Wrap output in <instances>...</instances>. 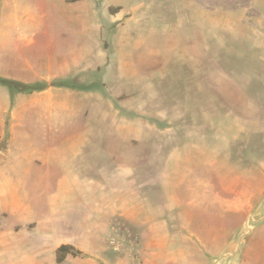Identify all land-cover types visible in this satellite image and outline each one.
<instances>
[{
	"label": "rangeland",
	"instance_id": "obj_1",
	"mask_svg": "<svg viewBox=\"0 0 264 264\" xmlns=\"http://www.w3.org/2000/svg\"><path fill=\"white\" fill-rule=\"evenodd\" d=\"M87 4L61 11L85 55L54 54L70 69L53 82L65 85L52 123L38 113L13 122L32 91L0 84V264H58L62 236L79 252L62 264H156L134 226L156 190L194 216L189 239L173 233L176 255L190 248V264H264V0ZM164 123L166 135L156 130ZM29 155L55 175H23ZM37 214L45 225L34 234Z\"/></svg>",
	"mask_w": 264,
	"mask_h": 264
},
{
	"label": "crops",
	"instance_id": "obj_2",
	"mask_svg": "<svg viewBox=\"0 0 264 264\" xmlns=\"http://www.w3.org/2000/svg\"><path fill=\"white\" fill-rule=\"evenodd\" d=\"M29 1L33 7L30 4H27L25 0H0V55H2V58L0 57V61L2 59L0 69L3 67V70L0 73V78H5L8 79V81H14L23 85L38 86V89L32 91L28 98H25V96L22 95L18 104L16 105L18 106L17 109H21L20 106L25 101L29 100V104L31 103V110H12L11 116L13 118V122H19L21 116L24 113H27V115L31 117L38 113L43 114L48 123H52V120L56 116L58 109V107L55 105V100L58 98V94L55 92L64 91L62 88L56 87L53 82L62 76L63 71L70 69V63L67 60H65L63 63L55 61L53 59L55 57L54 54L60 50L70 52L72 48V52H77V56L79 53L81 54L79 55L80 58H84L85 55V51H83L84 53L82 54L80 46L77 48L72 43L71 38H74L76 34H79V32H76L75 29L73 30L71 26H67V28H61V21L64 17H66L61 11L74 7L76 8V11H73V14L82 11L85 13L86 9H90V5L87 4L88 0ZM35 2L37 4H35ZM65 30L68 32L67 35L64 34V32H66ZM21 58L24 60V63L19 65ZM36 83H38V85ZM66 90L73 89H65V91ZM72 92L74 93L75 90ZM65 108L66 110L70 109L69 106L66 105ZM170 115L171 114H164L165 117ZM170 128L171 126H167L165 123L163 125L158 124L156 126V130L159 133H163L164 135L169 133ZM29 157L31 156L29 155ZM27 160L28 159L25 161ZM28 161L29 162H27V166L22 170L23 175L38 176L40 174L37 173L46 172L47 175H50L51 173V176L46 177L47 180L55 175V173H52L54 172V169L50 161L45 162L47 168L43 167V163L40 159L31 157ZM3 165V167L6 168V163ZM13 167L15 169V166ZM44 170L46 171L44 172ZM4 173L5 171H3V174ZM158 178L160 180L166 181L167 175L165 173L162 174L158 172ZM168 193L169 196H176V193L172 190H170ZM163 196H165V194L160 190L148 192L147 197H149V201H151L150 197H156L159 199H156V201H151L152 206H148L145 210H142L141 213L143 217L140 218V223L134 224L135 227H142V237L143 241L145 240L146 243L145 253H147V255L145 257L149 261L156 260V264H167L166 255L169 253L168 255L170 256L168 259H170L169 261L171 262H168V264H190L189 261L194 260L192 256L193 254H191L189 250L190 248L180 250L181 255L186 254L185 257L176 255V243H178V241L175 238V243L173 242V233L176 232V234L183 239L191 236L189 235L192 228V223L190 224V221L194 218L192 215V210L187 207L188 210L186 211L189 213V216H187L184 214L181 206L176 204H170L171 206L167 205L165 201L162 200ZM15 205V209L18 210L22 209L24 204L21 205L17 203ZM24 207L27 208L26 205H24ZM26 210L27 209H23L22 212L27 213ZM113 213L116 215L117 211H114ZM109 214V217H112V211H109ZM36 217H38V214ZM109 217L105 218L103 221H100L97 225V229L106 227L104 226V223L109 222ZM22 218L23 215L21 214L20 219ZM37 219V226L31 229L33 233L38 231L42 225H45L44 217H38ZM24 226L25 224L23 225L21 231L26 228ZM154 228L157 229L155 234L152 232ZM179 229H181V231H178ZM41 230H43V228ZM43 231L44 237L46 239L51 238V236L48 234L47 228H45ZM262 231H264V228ZM1 235H3L2 238H6V233L0 232V236ZM88 235L89 234L85 233V236ZM32 237H34V235ZM2 238L0 237V239ZM69 238V236H62L57 242L60 243V246L61 244L73 245L74 242ZM262 240L263 241L260 243V248H262L264 252V239ZM184 242L185 241L182 240V243ZM224 244L229 245V247L232 245L229 243ZM238 244L234 245V250L238 249ZM155 249H157V252L153 251ZM228 249L229 248H227V250ZM227 250L224 251L226 252ZM205 256L209 258V260L211 259V261H215L214 255L212 254L209 256L207 251ZM200 261L203 262L202 258Z\"/></svg>",
	"mask_w": 264,
	"mask_h": 264
},
{
	"label": "trees",
	"instance_id": "obj_3",
	"mask_svg": "<svg viewBox=\"0 0 264 264\" xmlns=\"http://www.w3.org/2000/svg\"><path fill=\"white\" fill-rule=\"evenodd\" d=\"M0 84L5 85V86H9V87H17L21 90L22 89H24V90L30 89L31 91H35L36 89H38L37 88L38 86L30 87V86L23 85V84L14 82V81H8V80H3V79H0ZM64 85H65L64 83H60V84H56L55 86L61 87ZM23 92H25V91H23ZM56 253H57L56 262L58 264H62L68 255L76 256L79 252H77V250L75 249L74 246H72L70 244H63L56 250Z\"/></svg>",
	"mask_w": 264,
	"mask_h": 264
}]
</instances>
